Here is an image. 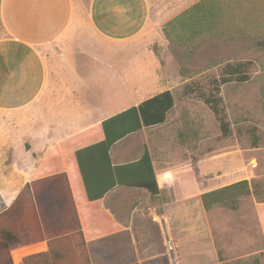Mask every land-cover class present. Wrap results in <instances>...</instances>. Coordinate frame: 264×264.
<instances>
[{
    "label": "crops",
    "instance_id": "crops-1",
    "mask_svg": "<svg viewBox=\"0 0 264 264\" xmlns=\"http://www.w3.org/2000/svg\"><path fill=\"white\" fill-rule=\"evenodd\" d=\"M174 4L166 0H0V213L30 184L44 235V241L14 250V264H66L69 259L78 264H239L243 259L264 264V250L243 256H231L228 248L223 254L217 250L207 217L211 209L207 211L201 199L213 190L200 191L193 163L191 170L177 172L161 156L165 150L152 151L149 145L148 132L156 133L166 122L142 127L116 142L109 150L110 164L101 150L81 152L87 183L77 159V152L84 149L66 155L60 172L32 180L58 144L164 91L174 95L172 88L139 99L135 95L143 88L120 94L116 88L123 80L120 66L110 51L135 43L149 26L161 28L179 11L170 8ZM80 35L99 42L106 53L101 61L95 53L77 48L76 68L86 80L77 88L59 70L69 44L82 41ZM12 116L17 121L14 127L6 124ZM159 139L155 136L156 147ZM145 151L158 186L154 196L137 187L139 176L133 168H121L140 161ZM94 159L100 160L99 170ZM110 166L123 183L117 179L110 187ZM79 232L84 234V253L73 249L74 253L66 254L58 244H50Z\"/></svg>",
    "mask_w": 264,
    "mask_h": 264
},
{
    "label": "rangeland",
    "instance_id": "rangeland-1",
    "mask_svg": "<svg viewBox=\"0 0 264 264\" xmlns=\"http://www.w3.org/2000/svg\"><path fill=\"white\" fill-rule=\"evenodd\" d=\"M172 2L177 5L170 8L180 9L161 28L149 26L128 47L110 48L123 79L116 88L120 94L143 88L137 99L172 88L176 104L165 126L147 134L152 151L165 150L161 156L177 172L191 170L193 163L201 192L248 181L250 195L215 205L207 217L220 254L227 248L231 256L264 250V48L259 45L264 40V0H166ZM77 48L101 61L106 52L86 36L69 44L59 74L79 88L86 80L76 68ZM236 63L247 64L249 79L217 90L225 65ZM212 96L219 98L228 136L205 102ZM16 123L14 116L6 120L10 127ZM237 263L250 264L246 259Z\"/></svg>",
    "mask_w": 264,
    "mask_h": 264
},
{
    "label": "trees",
    "instance_id": "trees-1",
    "mask_svg": "<svg viewBox=\"0 0 264 264\" xmlns=\"http://www.w3.org/2000/svg\"><path fill=\"white\" fill-rule=\"evenodd\" d=\"M264 48V40L259 42ZM247 64L236 63L227 64L223 68V73L216 87L219 90L220 85L228 84L233 81L246 82L249 76L246 73ZM207 104L211 106L214 113L219 116L221 121V130L224 136H228L231 132L225 116L219 108V98L212 96L206 99ZM175 105V98L170 90L155 95L137 107H131L128 110L113 116L101 125L90 128L79 133L66 141L58 144L45 160L39 165L32 176V180L50 176L60 172L65 166L66 155L73 151L77 152V159L84 181L86 182L87 174L84 166L81 165L80 153L86 150H93L96 154L98 150L105 152V160L110 164L109 150L118 141L137 132L142 127H153L166 122L167 115ZM102 142L95 144L96 142ZM87 147V148H86ZM100 169V160L94 159ZM111 167V166H110ZM121 168H133L136 175L139 176L137 187L148 190L153 196L158 194V186L155 180V174L151 166V159L147 151H145L142 159L137 163L128 164ZM111 184L114 187L118 182L123 183L124 179L117 175L116 168L111 167ZM87 183V182H86ZM85 183V184H86ZM88 185V184H87ZM87 188V187H86ZM251 194L248 181H240L229 186L213 190L202 194L201 199L207 211L215 205L234 202L236 199ZM90 199V196H88ZM81 197L78 196L80 202ZM92 199V198H91ZM108 220H111L100 203L95 204ZM44 241L43 230L35 207L32 188L27 184L24 189L16 197L12 205L0 213V264H14L12 252L24 245H31ZM52 244H58L61 252L66 254L74 253L72 250L84 253L86 251V243L82 232L66 236L55 241ZM52 247V246H51ZM56 248V247H55ZM69 259L66 264H78V261ZM82 264L81 262H79ZM89 264V262H87ZM137 264V263H136Z\"/></svg>",
    "mask_w": 264,
    "mask_h": 264
}]
</instances>
